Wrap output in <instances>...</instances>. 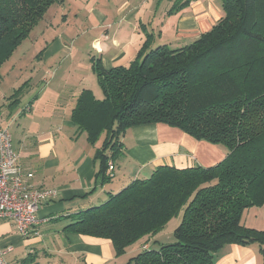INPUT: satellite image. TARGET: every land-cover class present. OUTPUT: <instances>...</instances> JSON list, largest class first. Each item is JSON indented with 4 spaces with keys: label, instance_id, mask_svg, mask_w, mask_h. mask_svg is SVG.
<instances>
[{
    "label": "trees",
    "instance_id": "16d2710c",
    "mask_svg": "<svg viewBox=\"0 0 264 264\" xmlns=\"http://www.w3.org/2000/svg\"><path fill=\"white\" fill-rule=\"evenodd\" d=\"M63 1L0 0V68ZM222 6L224 15L188 44L153 46L147 33L129 65L106 68L101 56H91L103 96L83 88L71 120L91 143L105 134L94 156L102 184L114 177L110 163L132 126L165 123L224 145L226 156L207 166L160 165L69 214L63 231L111 240L119 256L179 217L174 242L143 247L127 264H216L227 244L259 243L264 253V230L243 223L246 209L264 204V0H222ZM28 81L14 90L13 103ZM36 260L34 251L21 263Z\"/></svg>",
    "mask_w": 264,
    "mask_h": 264
},
{
    "label": "crops",
    "instance_id": "0c3cea01",
    "mask_svg": "<svg viewBox=\"0 0 264 264\" xmlns=\"http://www.w3.org/2000/svg\"><path fill=\"white\" fill-rule=\"evenodd\" d=\"M67 1L69 8L64 7L61 26L69 27L61 28L37 55L38 65L34 66L30 80H26L28 84L19 101L5 99L6 115L0 107L4 123L15 130V138L11 131L13 145L22 169L34 174L29 184L59 190L58 196L39 210L40 217L47 220L30 236L20 235L13 220H0V245L12 247L6 254L9 264L14 259L21 263L19 259L24 258L17 257V248L24 249L26 254L37 252V260L30 264L111 263L115 259L111 240L63 231L70 221L69 214L101 203L108 192H115V188L121 189L134 179L149 177L160 165L207 166L219 162L228 152L224 145L196 139L165 123L132 126L120 137L121 154L113 161L115 180L100 183L94 156L105 134L91 143L86 132L78 130L71 120V111L83 88L92 89L97 98L103 96L91 56H101L106 68L129 65L147 33H153V46L188 44L211 29L224 10L222 0L61 3ZM77 41L78 47L74 48ZM243 223L264 230V204L246 209ZM177 224L172 226V232ZM157 235L143 238L138 250L151 246ZM261 249L259 243L227 244L216 253V264H264Z\"/></svg>",
    "mask_w": 264,
    "mask_h": 264
},
{
    "label": "built area",
    "instance_id": "2783aa9c",
    "mask_svg": "<svg viewBox=\"0 0 264 264\" xmlns=\"http://www.w3.org/2000/svg\"><path fill=\"white\" fill-rule=\"evenodd\" d=\"M113 168L110 163V170ZM33 175L22 169L11 130L0 114V220H13L24 237L35 233L36 227L47 220L40 217L39 210L59 193L57 188L32 187L28 181ZM11 250L0 245V264H9L6 254Z\"/></svg>",
    "mask_w": 264,
    "mask_h": 264
},
{
    "label": "rangeland",
    "instance_id": "374dc122",
    "mask_svg": "<svg viewBox=\"0 0 264 264\" xmlns=\"http://www.w3.org/2000/svg\"><path fill=\"white\" fill-rule=\"evenodd\" d=\"M69 8V1L67 3H56L51 7V10L45 14L44 21L35 26L30 34L16 47L15 51L12 53L11 57L6 60L0 68V107H2L3 115H6L4 110L5 106L3 102L5 99L10 98L14 93L13 87H20L26 80H30V75L33 71L35 65H38L37 55L46 47L49 41H52L54 36L58 34L62 29L68 28L61 26L62 15L64 14V7ZM67 12V11H66ZM73 17H70V19ZM62 28V29H61ZM70 33L71 31L68 30ZM78 42L74 48L78 47ZM76 51V50H75ZM83 57V56H79ZM80 63L83 64L84 61L80 60ZM88 82V80L86 81ZM102 94V91H100ZM11 100V98H10ZM14 134L15 130L13 127L10 129ZM112 179L110 182L114 181ZM115 192L120 190L119 187L115 188ZM176 223H179V217L173 218L163 229L159 235H157V242H153L154 247H159L162 243H171L175 241L174 234L172 232V226ZM159 236V237H158ZM140 243L142 240L132 244L128 247L125 253L117 256L115 254V259L109 264H127L129 259L136 255L139 251ZM144 247H147L146 245ZM17 257H25V250L17 248L16 250ZM27 255V254H26ZM21 260V259H19ZM12 264H22L15 259L12 261Z\"/></svg>",
    "mask_w": 264,
    "mask_h": 264
}]
</instances>
